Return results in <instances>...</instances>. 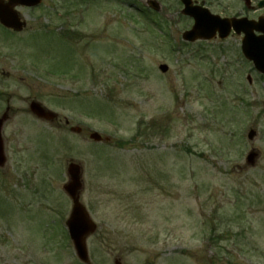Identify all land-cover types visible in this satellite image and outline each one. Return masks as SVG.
Instances as JSON below:
<instances>
[{"label": "rangeland", "instance_id": "374dc122", "mask_svg": "<svg viewBox=\"0 0 264 264\" xmlns=\"http://www.w3.org/2000/svg\"><path fill=\"white\" fill-rule=\"evenodd\" d=\"M65 1L54 15L25 11L33 36L0 31V115L10 107L0 264H84L64 226L71 160L97 224L89 264H264V85L247 110L240 59L184 42L192 21L179 0H162L167 11L154 17L141 0ZM31 99L58 112L60 127L30 115Z\"/></svg>", "mask_w": 264, "mask_h": 264}, {"label": "flooded vegetation", "instance_id": "af4514ba", "mask_svg": "<svg viewBox=\"0 0 264 264\" xmlns=\"http://www.w3.org/2000/svg\"><path fill=\"white\" fill-rule=\"evenodd\" d=\"M58 1V2H57ZM195 5H202L208 11L223 19H230L236 22L234 26L232 21L224 37L219 35L216 30L215 35L209 40H197L198 43H206L214 53L228 54L237 56L241 61L244 80L241 85L243 101L252 107L253 102H248L247 94L252 95L253 99L258 100L259 85H264V0H192ZM65 0H40V3L34 7L18 6L16 9L21 20L25 22V27L21 32H14L0 25L1 29L9 34L27 32L33 29L32 24L27 20L26 12L35 9L44 8L46 12L54 15L55 6L58 3L66 4ZM44 6V7H43ZM26 11V12H25ZM45 12V10H43ZM245 51L255 52L259 56L260 68L254 66L253 62L243 56ZM249 49V50H248ZM246 97V98H245ZM257 105V104H256ZM260 112L257 111V114ZM257 117V115H256ZM254 120V118H253ZM256 131V130H255ZM255 138V137H254Z\"/></svg>", "mask_w": 264, "mask_h": 264}, {"label": "water", "instance_id": "95a60500", "mask_svg": "<svg viewBox=\"0 0 264 264\" xmlns=\"http://www.w3.org/2000/svg\"><path fill=\"white\" fill-rule=\"evenodd\" d=\"M185 9L183 13L190 14L194 17L195 23L191 30L184 33V38L188 40H194L196 37H208L210 30V18L207 14L203 15L200 11H196L195 9H191L189 6V2L187 0L184 1ZM190 8V9H189ZM199 10V9H197ZM0 19L3 23L7 25H12L14 22L11 18L7 17L5 13L0 12ZM159 68L162 71L167 69L166 65H160ZM31 109L39 115H42L43 110L41 108H37V105H32ZM46 115V114H44ZM3 119H0V131ZM252 136V132L249 133V137ZM91 138L98 140L99 135L97 133H92L90 135ZM253 154H250L247 158L248 161H252ZM3 150H2V141L0 137V165L3 163ZM67 172L69 174L70 180L63 187L65 191L72 198V211L69 219L67 220V226L69 230V234L71 239L73 240L74 247L77 255L83 260H87V253L85 247V237L94 231L95 224L89 219L88 214L85 212L84 207L79 202L78 198V190L80 188L79 182V169L76 164L70 163L67 168Z\"/></svg>", "mask_w": 264, "mask_h": 264}]
</instances>
